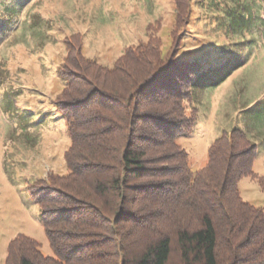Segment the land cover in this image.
<instances>
[{
  "label": "trees",
  "instance_id": "obj_1",
  "mask_svg": "<svg viewBox=\"0 0 264 264\" xmlns=\"http://www.w3.org/2000/svg\"><path fill=\"white\" fill-rule=\"evenodd\" d=\"M21 2L0 0V39ZM199 2L228 41L191 51L167 29L164 43L127 45L105 65L69 40L54 100L70 134L66 171L32 186L53 254L19 233L3 264H264V207L238 188L250 175L264 189L255 142L239 127L224 130L196 170L177 143L197 122L192 91L248 61L264 0H175V25L199 19Z\"/></svg>",
  "mask_w": 264,
  "mask_h": 264
},
{
  "label": "rangeland",
  "instance_id": "obj_2",
  "mask_svg": "<svg viewBox=\"0 0 264 264\" xmlns=\"http://www.w3.org/2000/svg\"><path fill=\"white\" fill-rule=\"evenodd\" d=\"M174 2L23 0L17 6L0 39V264L9 239L19 233L36 239L43 253L53 254L32 186L51 171H66L64 152L70 134L54 100L65 83L58 70L73 36L84 55L105 65L113 64L127 45L147 39L164 43L167 29L178 45L191 51L228 41L213 27L210 11L200 2L193 7L199 19L175 25ZM255 36L246 63L224 81H210L192 91L197 110L194 131L177 134L192 170L205 165L215 137L239 127L256 144L253 170L264 175L263 30ZM238 188L243 199L264 207V189L257 179L243 175Z\"/></svg>",
  "mask_w": 264,
  "mask_h": 264
}]
</instances>
